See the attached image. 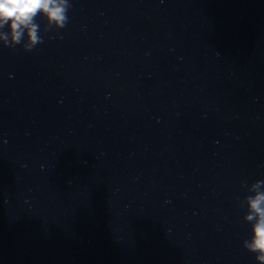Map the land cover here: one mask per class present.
<instances>
[{
	"label": "clouds",
	"instance_id": "1",
	"mask_svg": "<svg viewBox=\"0 0 264 264\" xmlns=\"http://www.w3.org/2000/svg\"><path fill=\"white\" fill-rule=\"evenodd\" d=\"M69 0H0V41L4 46H15L23 42V48L31 51L42 43L40 24L43 17L49 31L53 27L64 28L68 22ZM264 180L252 184L255 195L247 196V214L244 219L251 224V235L243 241V247L255 254L258 264H264Z\"/></svg>",
	"mask_w": 264,
	"mask_h": 264
}]
</instances>
